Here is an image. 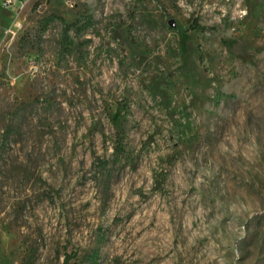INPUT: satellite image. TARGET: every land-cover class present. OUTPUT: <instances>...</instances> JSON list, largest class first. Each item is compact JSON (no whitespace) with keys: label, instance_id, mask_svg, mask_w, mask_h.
<instances>
[{"label":"rangeland","instance_id":"obj_1","mask_svg":"<svg viewBox=\"0 0 264 264\" xmlns=\"http://www.w3.org/2000/svg\"><path fill=\"white\" fill-rule=\"evenodd\" d=\"M21 1L0 264H264V0Z\"/></svg>","mask_w":264,"mask_h":264},{"label":"built area","instance_id":"obj_2","mask_svg":"<svg viewBox=\"0 0 264 264\" xmlns=\"http://www.w3.org/2000/svg\"><path fill=\"white\" fill-rule=\"evenodd\" d=\"M21 0H3V5L7 9H13L15 7H20Z\"/></svg>","mask_w":264,"mask_h":264},{"label":"trees","instance_id":"obj_3","mask_svg":"<svg viewBox=\"0 0 264 264\" xmlns=\"http://www.w3.org/2000/svg\"><path fill=\"white\" fill-rule=\"evenodd\" d=\"M70 28V26L67 27V30Z\"/></svg>","mask_w":264,"mask_h":264}]
</instances>
